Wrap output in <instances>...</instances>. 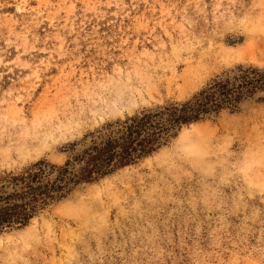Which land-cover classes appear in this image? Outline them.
Here are the masks:
<instances>
[{"label": "rangeland", "instance_id": "374dc122", "mask_svg": "<svg viewBox=\"0 0 264 264\" xmlns=\"http://www.w3.org/2000/svg\"><path fill=\"white\" fill-rule=\"evenodd\" d=\"M264 69V0H0V174ZM0 236V264H264V94Z\"/></svg>", "mask_w": 264, "mask_h": 264}, {"label": "trees", "instance_id": "16d2710c", "mask_svg": "<svg viewBox=\"0 0 264 264\" xmlns=\"http://www.w3.org/2000/svg\"><path fill=\"white\" fill-rule=\"evenodd\" d=\"M264 94V69L236 66L183 102H165L108 122L66 144L62 165L41 159L0 174V236L26 228L77 189L138 165L168 147L185 127L235 113Z\"/></svg>", "mask_w": 264, "mask_h": 264}, {"label": "bare ground", "instance_id": "6f19581e", "mask_svg": "<svg viewBox=\"0 0 264 264\" xmlns=\"http://www.w3.org/2000/svg\"><path fill=\"white\" fill-rule=\"evenodd\" d=\"M34 221V220H33Z\"/></svg>", "mask_w": 264, "mask_h": 264}]
</instances>
